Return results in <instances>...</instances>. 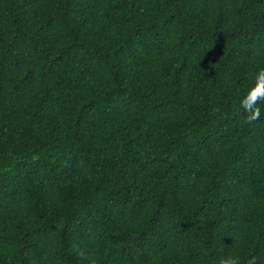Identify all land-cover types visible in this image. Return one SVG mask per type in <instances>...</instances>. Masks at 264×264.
<instances>
[{
  "label": "trees",
  "instance_id": "16d2710c",
  "mask_svg": "<svg viewBox=\"0 0 264 264\" xmlns=\"http://www.w3.org/2000/svg\"><path fill=\"white\" fill-rule=\"evenodd\" d=\"M261 69L264 0H0V264H264Z\"/></svg>",
  "mask_w": 264,
  "mask_h": 264
},
{
  "label": "clouds",
  "instance_id": "9594fccd",
  "mask_svg": "<svg viewBox=\"0 0 264 264\" xmlns=\"http://www.w3.org/2000/svg\"><path fill=\"white\" fill-rule=\"evenodd\" d=\"M262 105H264V69L257 73L255 84L249 87L241 100L240 107L246 123H253L260 118ZM81 255L83 256V253ZM254 260L255 258L253 257L249 264H253ZM219 264H240V258L229 254L221 257Z\"/></svg>",
  "mask_w": 264,
  "mask_h": 264
}]
</instances>
